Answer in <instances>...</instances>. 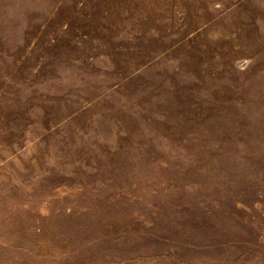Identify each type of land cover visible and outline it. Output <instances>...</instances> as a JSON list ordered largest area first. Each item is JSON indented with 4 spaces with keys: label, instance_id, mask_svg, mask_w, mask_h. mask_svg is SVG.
<instances>
[{
    "label": "rangeland",
    "instance_id": "1",
    "mask_svg": "<svg viewBox=\"0 0 264 264\" xmlns=\"http://www.w3.org/2000/svg\"><path fill=\"white\" fill-rule=\"evenodd\" d=\"M0 264H264V0H0Z\"/></svg>",
    "mask_w": 264,
    "mask_h": 264
}]
</instances>
